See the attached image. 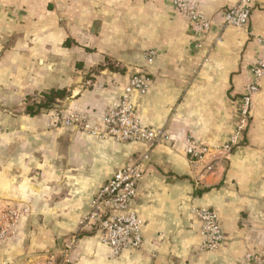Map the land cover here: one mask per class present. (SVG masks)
<instances>
[{
  "label": "crops",
  "instance_id": "1",
  "mask_svg": "<svg viewBox=\"0 0 264 264\" xmlns=\"http://www.w3.org/2000/svg\"><path fill=\"white\" fill-rule=\"evenodd\" d=\"M236 2L200 0L209 23L200 31L172 0H0V217L25 209L0 234V264H261L264 76L247 126L223 146L264 56V0H252L245 27L221 26ZM135 73L149 82L132 92L139 118L166 140L122 142L57 121L51 107L102 129ZM51 91L65 94L40 107ZM189 137L208 147L197 161ZM143 155L132 202L142 245L115 255L85 217L101 186ZM200 206L224 233L214 250L202 248Z\"/></svg>",
  "mask_w": 264,
  "mask_h": 264
},
{
  "label": "built area",
  "instance_id": "2",
  "mask_svg": "<svg viewBox=\"0 0 264 264\" xmlns=\"http://www.w3.org/2000/svg\"><path fill=\"white\" fill-rule=\"evenodd\" d=\"M252 0H237V2L222 12L221 26L245 27L250 16ZM200 0H172L174 8L184 14L193 24L195 30L203 31L208 28V19L198 9ZM264 44V38L260 39ZM152 53L147 56L148 60ZM253 77L249 80L237 101L238 125L236 134L223 148L229 150L248 122L253 97L257 93L259 79L264 76V56L252 69ZM149 82L143 73H135L129 78L128 85L123 89L120 98L113 102L106 110L103 118L102 129L90 127L84 118L74 112H64L54 109V115L60 125L77 126L97 137H109L122 142H139L156 144L167 139V134L161 128L144 125L138 115L137 108L132 98V92H145ZM208 147L200 140L189 137L186 139V152L191 161L199 160ZM147 155L141 160L126 163L101 186L92 200L91 210L85 217V224L98 234L100 241L111 248L117 255L123 250L139 249L142 245L141 228L142 220L132 208V202L137 196L138 184L143 177L144 163ZM25 209L11 208L5 213L8 222L0 234L5 236L16 229L17 212ZM193 213L201 223L202 248L205 250L216 249L224 239L219 219L215 210L209 207H197ZM0 235V236H1ZM264 264V257H255Z\"/></svg>",
  "mask_w": 264,
  "mask_h": 264
},
{
  "label": "trees",
  "instance_id": "3",
  "mask_svg": "<svg viewBox=\"0 0 264 264\" xmlns=\"http://www.w3.org/2000/svg\"><path fill=\"white\" fill-rule=\"evenodd\" d=\"M65 93L61 92V91H51L47 94H45V102H43L42 104H38L40 107H46L49 106V104L53 101L55 96H59V97H63ZM247 126V124L244 126L243 130L245 129V127Z\"/></svg>",
  "mask_w": 264,
  "mask_h": 264
},
{
  "label": "rangeland",
  "instance_id": "4",
  "mask_svg": "<svg viewBox=\"0 0 264 264\" xmlns=\"http://www.w3.org/2000/svg\"><path fill=\"white\" fill-rule=\"evenodd\" d=\"M57 108V107H51L52 111H54V109ZM8 222L6 221V218H5V213L3 215H1L0 217V231L5 227V225L7 224ZM17 223V222H16ZM17 226V225H16Z\"/></svg>",
  "mask_w": 264,
  "mask_h": 264
}]
</instances>
